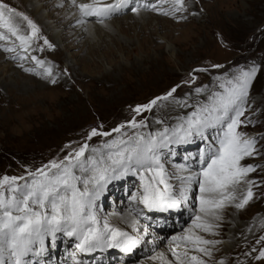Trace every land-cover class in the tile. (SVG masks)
Here are the masks:
<instances>
[{
  "label": "rangeland",
  "instance_id": "374dc122",
  "mask_svg": "<svg viewBox=\"0 0 264 264\" xmlns=\"http://www.w3.org/2000/svg\"><path fill=\"white\" fill-rule=\"evenodd\" d=\"M6 1L38 26L41 39L33 40L26 53L17 47L19 41L14 38L0 41V44L17 49L9 53L0 50V177H27V173L40 164L63 159L72 148L86 141L92 128L111 131L129 121L133 116L132 109L137 105L146 104L180 85L169 100L159 102L151 112L137 117L138 120L145 118L147 127L125 128L123 131L132 135L136 131L155 134L165 127L171 129L197 107L211 103L209 97L223 91L219 87L222 82L232 80L242 70L256 68L243 103L245 112L241 119L245 124L238 129L246 137L256 140L257 154L241 161L244 165L256 166V170L246 177V180L254 181L251 186L253 197L243 208H237L236 204L246 194L249 185L242 182L236 186V200L226 203L219 210L221 219L213 221L219 225L214 229L215 234H200L206 239L220 241L208 246L212 248V256L204 257L208 264H220V261L224 264H264V260L255 259L258 250L264 247V242L256 243L264 235V0H184L183 10L168 15L153 11L151 7H140L139 11H149L159 17L149 22L147 18L145 23H142V15L124 8L103 22L98 18H92L94 21L83 19L84 24L94 25L95 31L78 37H73L77 25L68 23L76 9L67 0H40L37 10H41L40 18L45 19L46 24L36 18L31 6L23 0ZM34 1L37 4L38 0ZM107 1L110 0H103ZM141 1L160 8L165 4L164 0ZM137 3L133 0L130 7ZM77 15H81L79 11ZM15 19L27 32L26 22H21L19 17ZM64 31L68 32L67 40H63ZM43 38H47L53 47L44 45ZM69 43L75 44L67 46ZM22 56L26 58L21 59ZM32 56L45 61V67H52V77L25 70L36 68L43 72L37 68ZM18 63L30 66L24 69ZM10 68L15 69L11 72ZM193 76L196 77L194 82ZM53 78L55 83H52ZM196 88L204 91L197 93ZM219 132L222 134L221 126L210 127L203 135L194 134L192 141L202 144L204 147H200L206 151L214 143L211 136L215 135L216 139ZM115 136L114 133L111 138ZM109 139L94 137L88 143L95 147ZM199 144L182 149L180 144L171 143L158 149L174 189L178 190L184 183L183 177L202 167ZM69 145L71 148L67 147ZM138 188L139 178L130 172L110 178L101 188L103 199L97 196L94 200L95 215L101 217L102 222L108 218L111 225L129 232L132 225L112 224L109 218L117 223V219L126 215L123 213L128 209L125 204ZM189 195L187 204L180 210H172L177 213L174 220L181 224V228L169 226L162 243H169L168 235L175 229L183 234L198 213L197 185L193 184ZM120 199L124 202L120 203ZM182 212L188 216L185 220H180ZM132 217L141 222V217L136 214L132 213ZM141 225L136 226L139 231L135 232L143 237L140 245L147 247L159 236L149 233L145 236L144 230L159 231L152 223ZM44 241L45 246L54 242L51 237L50 242ZM228 244L230 247L226 249ZM254 248L257 251L253 252ZM159 249L161 247L151 248V252L137 256L132 263L139 264ZM33 250L35 254L39 252Z\"/></svg>",
  "mask_w": 264,
  "mask_h": 264
},
{
  "label": "snow or ice",
  "instance_id": "6c2138e0",
  "mask_svg": "<svg viewBox=\"0 0 264 264\" xmlns=\"http://www.w3.org/2000/svg\"><path fill=\"white\" fill-rule=\"evenodd\" d=\"M164 2L171 3L170 10L147 3H137L130 7L133 0H115L114 3H104L103 0L77 3V0H71V4L78 9L82 17H96L101 22L124 8L138 13L140 7H151L153 11H160L164 15H168L169 11L175 14L184 9V0ZM16 17H19L21 22H26L27 32L21 28V23L16 21ZM39 31L38 26L27 15L0 0V41L14 38L19 41L20 50L26 53L33 40L41 39ZM43 42L48 48L53 47L47 38H43ZM0 48L7 52L17 51L16 47H7L5 44H0ZM43 50V46H40V51ZM24 58L26 57H21ZM31 59L43 72L37 71L36 68L25 69L26 71L43 74L46 78L52 77L51 66L45 67V61L36 56ZM255 73L256 68L253 67L248 71L242 70L232 80L222 82L219 87L223 91L213 93L209 97L211 103L197 107L183 118L182 123L171 129L165 127L155 134L136 131L132 135L123 131L125 128L147 127V120H138L137 117L142 113L151 112L159 102L169 100L180 85L146 104L137 105L132 109V118L111 131L92 128L87 133L86 141L79 147L72 148L63 159L49 161L34 172L29 171L27 177H0V264H9L3 258L5 252L11 258L10 264H25L24 258L33 251L37 242L40 244V251H43L45 237L51 236L55 241L58 232L75 237L79 252L107 248H119L125 253L132 252L142 243L143 237L133 236L122 228L111 225L107 219L101 224L93 211L94 200L103 184L110 178H118L129 172L139 178V188L130 196V216L142 211L139 207L141 205L143 209L159 212L180 210L182 205L187 204L193 184L197 185L198 213L193 217L191 226L184 229L183 234L171 238L172 259L164 252L156 253L149 259H159L164 264H208L204 259L212 256V248L208 246L220 241L206 239L200 232L215 234L214 229L219 225L213 221L221 219L219 210L223 209L226 203L236 200L235 188L242 182H246L249 187L236 207L243 208L253 197L251 186L254 181L246 180V177L256 170V166L244 165L241 161L257 154L256 140L254 137H246L238 129L245 124L241 119L245 112L243 103ZM195 79L193 76L192 81ZM55 82L53 78L52 83ZM195 91L199 93L204 89L196 88ZM216 126H221L222 134L216 138L214 145L200 152L199 162L202 167L198 172L183 177L184 183L175 190L169 182V174L161 163L157 150L171 143L187 142L194 134L203 135L205 130ZM114 133L116 136L111 138ZM94 137L110 139L99 146L90 147L88 141ZM67 147L71 148L70 145ZM21 181L23 183H20ZM131 223L133 230L139 231L136 228V220L133 219ZM144 235H147V229L144 230ZM261 242H264V235L256 241L257 244ZM181 245L184 246L183 251L178 250ZM258 252L255 259L264 260V247ZM220 264L224 262L220 261Z\"/></svg>",
  "mask_w": 264,
  "mask_h": 264
},
{
  "label": "bare ground",
  "instance_id": "6f19581e",
  "mask_svg": "<svg viewBox=\"0 0 264 264\" xmlns=\"http://www.w3.org/2000/svg\"><path fill=\"white\" fill-rule=\"evenodd\" d=\"M6 1V0H5ZM4 1V2H5ZM26 4H27V6H31V9H32V13L36 16V18L38 19V20H40L41 21V23H44V24H46L45 23V19H41L40 17H41V14H42V12H41V10L38 8V10H37V7H38V3L40 2V0H38L37 1V4L35 3V1L34 0H23ZM68 1V3H71V0H67ZM82 2H80V0H77V3H90L91 1L90 0H81ZM135 1H138V3L139 4H144L141 0H135ZM144 2H148V0H143ZM154 1H157V0H154ZM160 1V0H159ZM7 2V1H6ZM109 2H112V3H114L115 2V0H110V1H107V3H109ZM9 3V2H8ZM42 3V2H41ZM45 3V2H44ZM44 3H43V5H44ZM41 6V5H40ZM160 8V7H159ZM170 8H171V3L169 2V3H165L163 6H162V9H164V10H170ZM75 9H76V11L78 12V9L75 7ZM122 10L123 9H121V10H119V11H117V12H115V13H113V14H117V13H120V12H122ZM74 12L75 13V15L72 17V20L71 21H69L68 23H69V25L70 24H73L74 23V25H77V27L75 28V36H73V37H78V36H81L82 34H85L86 32L87 33H93L95 30H93V26L94 25H88V24H84V21L85 20H83V19H86V18H96V17H82L81 15L80 16H78L77 15V12ZM149 11H145V12H143V11H139L138 12V15H142V18H144V22H142V23H145L146 22V19H147V21L149 20H151L152 18H155L156 20H157V18L159 19V17L158 16H155V14H153V15H151V14H149L148 13ZM169 13H171L170 11H169ZM32 14V15H33ZM112 15V14H111ZM31 16V15H30ZM106 19V18H105ZM139 19V18H138ZM80 20H83V22H79L78 23V21H80ZM93 21H94V19H92ZM143 20V19H142ZM161 20V19H160ZM17 21V20H16ZM148 21V22H149ZM18 22V21H17ZM67 22V21H66ZM159 22V21H158ZM96 23V22H95ZM92 24V23H91ZM74 25H72V26H74ZM96 25H97V23H96ZM100 25V24H99ZM106 27V26H105ZM72 28V27H71ZM78 31H80V32H78ZM90 31H92V32H90ZM67 32V31H66ZM66 32L64 31V38H63V40H67V37H66ZM68 33V32H67ZM63 34V33H62ZM61 34V35H62ZM71 37V36H70ZM72 39V38H71ZM14 44H16V43H14ZM73 44H75V43H69L67 46H72ZM16 46H17V44H16ZM17 47H19V46H17ZM0 50H4L3 48H0ZM6 52V51H5ZM1 53V52H0ZM9 53V52H8ZM7 53V55H9ZM3 54H4V52H3ZM7 55H5V56H7ZM11 59H12V57H11ZM19 64V63H18ZM20 66L21 65H23V64H19ZM13 66H15V65H13ZM17 66V65H16ZM30 65H28V66H21L22 68H28ZM15 68H10V71L12 72V70H14ZM188 163L190 164V163H192L191 161H190V159L188 160ZM170 176H172V175H170ZM170 183H171V181H170ZM176 189V188H175ZM177 190V189H176ZM106 192V191H105ZM103 193V192H102ZM102 193H100L98 196L101 198V199H103V196H101V194ZM244 195V194H243ZM124 202V200H122V199H120V203H123ZM198 208H199V206H198ZM123 213H125L126 215L124 216V217H122L121 219H117V223L116 222H114V221H112V219L111 218H109V221L112 223V224H118V225H120V226H122V227H124V226H127V225H132V223H131V221L134 219L133 217H132V215L130 216L129 215V212L127 211V212H123ZM157 213H155V214H152V213H149V212H147V211H143L142 212V217L144 218H142L143 220H140L141 222H137L136 223V226L138 225V224H142L141 226H143L145 223H152V224H154L155 226H156V228H157V230L159 231V232H150V231H147V233H149V234H155V236H159V238L157 237L150 245H148L147 247H144V245H138L137 246V248L135 249V251H133L132 253H130V254H128V253H125V252H123V251H117L115 254H113V255H107V256H99V257H97L95 254L94 255H92V256H90V257H86V258H84V257H82V256H80L78 253H77V251L75 250V248H74V243L75 242H72L73 240H71V239H67V236H65V235H63V234H58V235H56V239H55V241L54 242H51V245L49 246V245H47V246H45V241H44V246H45V248L47 249V255H45V252L44 253H40V251L38 252V253H34V252H30L29 254H28V256H26L25 258H24V260H25V264H38V263H43V264H53L54 263V261H53V259H55V258H57V260H55L57 263H59V264H86L87 262L89 263V264H134V263H132V260L134 259V258H136L137 256H139V255H142V254H146L147 252H151L152 250H151V248L152 249H154V250H156L158 247H161V249H159L158 250V252L157 253H159V252H164L165 253V255L169 258V259H172V256H171V248L173 247V243H167V244H164V243H162V239H163V234H165L168 230L166 229V228H168L169 226H172L173 228H177V229H180L181 227V224L179 223V224H176L177 222L174 220V216H176L177 215V213L176 212H170V213H163V214H158V215H156ZM116 215V214H115ZM114 215V216H115ZM135 216V215H134ZM96 217H98V219H99V221L101 222V223H103L102 221H101V217H99L98 215L96 216ZM129 217V218H128ZM132 217V218H131ZM177 217V216H176ZM188 216H185L184 215V212H182L181 213V216H180V220H185L186 218H187ZM108 219V218H107ZM159 219H161V222H159ZM127 221V222H126ZM191 226V224L190 225H188L187 226V228L188 227H190ZM139 228V227H138ZM186 229V228H185ZM129 232H132L133 234H135V236H140V235H138V233H136L134 230H133V228L132 229H130V231ZM197 232H199V230H197ZM174 234H177V235H181V232H179V230H177L176 231V229H175V232H172V234L171 235H174ZM49 246V247H48ZM58 246H60V249L58 248ZM164 246V247H163ZM189 247H191V246H189ZM228 247H230V245L228 244L227 245V247H226V249H228ZM181 248L182 249H184L182 246H180V248L178 249L179 251L181 250ZM117 250H121V249H119V248H116ZM230 249V248H229ZM49 251H50V254H52V255H50L49 254ZM227 251V250H226ZM227 253V252H226ZM194 254V253H193ZM155 255V254H154ZM4 260L6 261V262H9V264H10V257H9V255H8V253L7 252H5L4 253ZM98 258V259H97ZM61 259V260H60ZM117 259V260H116ZM85 260H88L87 262L85 261ZM139 264H164V262L163 261H161V260H150L149 258H147V259H144V260H141L140 262H139Z\"/></svg>",
  "mask_w": 264,
  "mask_h": 264
}]
</instances>
